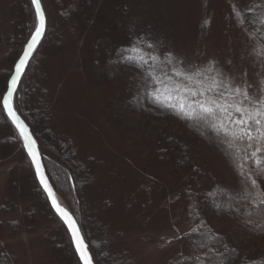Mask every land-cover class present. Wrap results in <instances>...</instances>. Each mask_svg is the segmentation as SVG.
Returning <instances> with one entry per match:
<instances>
[{
  "label": "rangeland",
  "instance_id": "374dc122",
  "mask_svg": "<svg viewBox=\"0 0 264 264\" xmlns=\"http://www.w3.org/2000/svg\"><path fill=\"white\" fill-rule=\"evenodd\" d=\"M70 1L71 20L60 38L41 48V68L49 75L45 98L59 114L58 123L78 157L94 162L84 192L92 205L98 206L97 198L105 203L110 258L130 264H167L173 256L191 250L185 214L183 210L175 214L180 199L172 196L211 180L204 170L181 171L172 160L168 164L159 160L163 154L152 144L158 127L145 124L143 112L123 109L134 101L128 96L134 84L131 70L121 67L113 52L127 41L137 45L136 54L150 56L154 68L149 73L164 85L187 88L194 81L204 90L215 76L222 84L247 88L258 97L264 89V0ZM27 23L32 24L29 38L36 23L29 0H0V102L19 56L14 54V40L21 33L16 27L23 31ZM209 67L213 71L205 73L208 80L195 75ZM30 106L35 107L33 101ZM4 147L0 205L14 186L31 197L37 182L21 146ZM214 165L209 172H214ZM134 169L136 178L127 179ZM140 177H151L154 194L133 195ZM24 205L0 210V244L13 254L16 264H76L74 258L52 256L53 248L61 250L51 248L52 244L65 237L58 219L49 211L23 219ZM17 224L19 230L10 229Z\"/></svg>",
  "mask_w": 264,
  "mask_h": 264
},
{
  "label": "trees",
  "instance_id": "16d2710c",
  "mask_svg": "<svg viewBox=\"0 0 264 264\" xmlns=\"http://www.w3.org/2000/svg\"><path fill=\"white\" fill-rule=\"evenodd\" d=\"M42 7L46 23L45 35L17 86L14 94L15 108L30 127L38 143L49 181L78 223L94 263L130 264L125 259L123 261L110 258L111 253L107 250L109 220L105 217V203H100L97 198L95 202L98 206L92 205L84 192L92 179L94 162L92 164L89 159L82 161L78 157L72 142L65 134V128L58 123L59 114L52 108L50 100L45 98L48 87L46 79L49 75L41 68V48L47 41L55 42L68 25L72 2L43 0ZM31 26V23H27L22 31L20 25H17L16 28L21 33L20 38L14 40H17L15 56L20 54L28 39ZM137 52L138 46L127 41L123 46L119 45L112 55L121 67L131 70L130 80L134 84L128 93V96H133L134 101L125 103L123 109H128V113L143 112L146 119L144 123H153L154 127H158L152 144L157 147L158 153L163 154L159 160L168 164L170 159L181 171L190 170L198 174L204 170V174L210 178L208 180H211L210 183L194 185L172 196L174 200L180 199L181 207L175 206V214L179 210H183L185 214L186 236L190 239L191 250L187 254L173 256L167 264H264V228L260 227L264 225V204L260 203L264 199L261 195L264 193V174L260 172L264 167V152H258L252 157L255 141L250 142L253 147L249 148L248 141H232L230 137L217 133L212 127L213 122L202 119L198 110L193 112L191 119H185L177 115L175 110L164 107V103H184L187 106L195 100L204 99L199 95H191L192 92L203 90L194 81L187 88L159 83L156 76L149 73L154 68L150 56L142 52L136 54ZM156 96H159L162 103L156 101ZM30 101H33L34 108L30 106ZM224 122L228 123L227 120ZM14 144H19L22 148L19 135L5 115L0 102V153L5 145ZM257 160L261 162L259 165ZM211 163L215 164V173L209 172ZM30 167L32 168L31 164ZM110 172L111 170L106 171L108 175ZM136 173L138 174L137 170H131L127 179L136 178ZM249 177L255 179L258 185L256 189H251L252 195L248 194ZM150 178L140 177V181L135 180L133 195L149 197L154 194L155 182ZM127 179L125 181H129ZM22 189L11 187L0 205V210H12L18 203L24 205L26 200L32 198L29 205L23 206V219L48 211L58 219L37 182L36 192L31 197ZM58 221L59 230L64 232L65 237L52 244L51 248H61L60 251L53 248L52 256L57 260L64 257L74 258L76 264H80L64 225L59 219ZM19 228L18 224L14 228L10 227L14 231ZM0 264H16L13 254L1 244Z\"/></svg>",
  "mask_w": 264,
  "mask_h": 264
},
{
  "label": "snow or ice",
  "instance_id": "6c2138e0",
  "mask_svg": "<svg viewBox=\"0 0 264 264\" xmlns=\"http://www.w3.org/2000/svg\"><path fill=\"white\" fill-rule=\"evenodd\" d=\"M31 3L35 9V31L32 33L31 39L27 43L24 53L16 65L15 75L12 76L7 88V95L3 98V105L8 115L12 118L13 124L18 129L19 135L24 142V148L27 150L28 156L35 167L37 178L40 180L41 184L44 185L45 191L48 192L49 197L52 198L53 194L47 187L41 172L38 153L35 150V141L28 133L23 121L16 115L11 106L18 79L24 70L31 52L39 42L45 30V16L41 8L40 0H31ZM147 46L150 48L153 47L151 44ZM153 59H155V57ZM212 71L213 69L209 67L204 73L197 72L195 75H204L205 80H208L209 77L205 73ZM176 75H180V73H176ZM187 79L191 81L193 78L189 76ZM221 87H223L224 91H220ZM206 93H213L214 95L207 96L205 95ZM261 93L260 96L253 97L250 95L247 88L239 86L232 87L228 83L222 84L213 76L211 78V83L207 85L203 91L191 93L193 97L199 95L204 97V99L195 100L187 106L184 103H180L179 105L164 103L163 106L175 110L177 115L185 119H191L193 112L198 110L202 119L213 122L212 127L217 133L225 137H230L232 141H248L249 143L247 146L249 148L253 147L250 142L255 141L256 147L251 153V156L255 157L258 152H264V146H262L264 145V89L261 90ZM155 99L158 103H162L160 102L159 96H156ZM193 103L195 104V108H193ZM225 120L228 121L227 124L224 122ZM215 121H219V123H215ZM260 163L261 162L257 160V164L259 165ZM260 172L264 174V167L261 168ZM248 179L250 180V184H248V194L252 195L251 189H256L258 185L255 179H251L250 177ZM261 195L264 196V193H261ZM260 203L264 204V199H261ZM52 206L67 226L81 264H93L92 258L88 255L87 248L80 237L79 228L76 226L74 219L57 204L55 199H52ZM260 227L264 228V225Z\"/></svg>",
  "mask_w": 264,
  "mask_h": 264
},
{
  "label": "water",
  "instance_id": "95a60500",
  "mask_svg": "<svg viewBox=\"0 0 264 264\" xmlns=\"http://www.w3.org/2000/svg\"><path fill=\"white\" fill-rule=\"evenodd\" d=\"M30 2H31V0H30ZM40 4H41V1H40ZM31 5H32V3H31ZM32 8H33V10H34V14H35V9H34L33 5H32ZM41 8H42V10H43L42 4H41ZM43 12H44V10H43ZM44 16H45V14H44ZM35 24H36V23H35ZM34 31H35V27H34L32 33H33ZM32 33L30 34L29 38L26 40V42H25V44L23 45L22 50H21V52H20L18 58L16 59L15 63L13 64L11 74H10V76L8 77V80H7L6 90H5L4 94L2 95V99H1V105H2V107H3V110H4V112H5V115L8 117V119L10 120V122L12 123V125L14 126V128L16 129L18 135H19L18 129H17L16 126L13 124V122H12V118L8 115L7 110L4 108V105H3V98H4V96L7 95V88H8V85H9L11 79H12V76L15 75L16 65H17L19 59L21 58V56L23 55L24 50H25V48H26V45H27V43L29 42V40L31 39V35H32ZM44 33H45V30H44ZM44 33H43V35L41 36V38L39 39V42L35 45L33 51L31 52V54H30V56H29L28 61H27L26 65H25V67H24V70H23L22 74L20 75V77H19V79H18L17 85L15 86V91H16L17 86H18V84H19V82H20L22 76L24 75V73H25V71H26V69H27V67H28V65H29V63H30L32 57L34 56V54H35V52L37 51L39 45L41 44V42H42V40H43ZM15 91H14V93H13L12 104H11V106H12L13 110L15 111L16 115L19 116V118H20L21 121H23L25 127H26L27 130H28V133L31 135L32 139L35 141V150H36V152L38 153V160H39V163H40V165H41V172H42V174H43V176H44V180H45V183L47 184V187L51 190V192H52V194H53V195H52V198L49 197L48 192L45 191V187H44V185L41 184L40 180L37 178V174H36L35 167L33 166L32 162H31V159H30V157L28 156V152H27V150L24 148V142H23V140L21 139V137H20V135H19V138H20V141H21V144H22V148H23V150H24V152H25L27 158H28L29 161H30V164H31V166H32V170H33V173H34V177H35V179H36V181H37V184L39 185V187H40V189L42 190V192L45 194V196H46V198H47V201H48V203H49V205H50L52 211L54 212V214L58 217V219H59V220L62 222V224L64 225V227H65V229H66V231H67V233H68V235H69L70 242H71V245H72V247H73V250L75 251V255H76L78 261H79L80 264H81V261H80L79 255H78V253H77V251H76V248H75V245H74V243H73L72 237H71V235L69 234V230H68L67 226L65 225L64 221L61 219L60 215H59V214L56 212V210L53 208V206H52V199H55V201L57 202V204H58L62 209H64V210H65V211H66V212L72 217V219H74L75 222H76V220H75L74 216L72 215V213L70 212L69 208H68L67 206H65L62 202L60 203V201H59V199H58V194H57L56 190L54 189V187L52 186L51 182L49 181V178H48V176H47V174H46V171H45V168H44V164H43V160H42V155H41V153H40V151H39L37 141H36L34 135L32 134V132H31L30 127L28 126V124L24 121V119L21 117V115L18 113V111H17L16 108H15V104H14V94H15ZM76 226L79 228L77 222H76ZM79 234H80V237H81L82 240H83L84 245H85L86 248H87L88 255L92 258L91 253H90V251L88 250L87 243L85 242V240H84V238H83V235H82V233H81V231H80V228H79ZM92 262H93V264H95L94 261H93V259H92Z\"/></svg>",
  "mask_w": 264,
  "mask_h": 264
},
{
  "label": "bare ground",
  "instance_id": "6f19581e",
  "mask_svg": "<svg viewBox=\"0 0 264 264\" xmlns=\"http://www.w3.org/2000/svg\"><path fill=\"white\" fill-rule=\"evenodd\" d=\"M58 199H59V197H58ZM59 201H60V203L62 202L60 199H59Z\"/></svg>",
  "mask_w": 264,
  "mask_h": 264
}]
</instances>
